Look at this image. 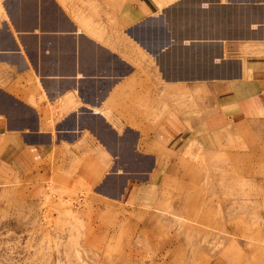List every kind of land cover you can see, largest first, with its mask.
<instances>
[{
    "label": "crops",
    "instance_id": "crops-1",
    "mask_svg": "<svg viewBox=\"0 0 264 264\" xmlns=\"http://www.w3.org/2000/svg\"><path fill=\"white\" fill-rule=\"evenodd\" d=\"M74 2L0 0V182L141 202L190 145L264 120V0H121L96 23Z\"/></svg>",
    "mask_w": 264,
    "mask_h": 264
},
{
    "label": "rangeland",
    "instance_id": "rangeland-1",
    "mask_svg": "<svg viewBox=\"0 0 264 264\" xmlns=\"http://www.w3.org/2000/svg\"><path fill=\"white\" fill-rule=\"evenodd\" d=\"M72 1L96 23L121 0ZM184 156L136 203L0 182V264H264V120Z\"/></svg>",
    "mask_w": 264,
    "mask_h": 264
},
{
    "label": "bare ground",
    "instance_id": "bare-ground-1",
    "mask_svg": "<svg viewBox=\"0 0 264 264\" xmlns=\"http://www.w3.org/2000/svg\"><path fill=\"white\" fill-rule=\"evenodd\" d=\"M70 6V5H69ZM82 66V65H81ZM63 70V69H62ZM263 159V158H262Z\"/></svg>",
    "mask_w": 264,
    "mask_h": 264
}]
</instances>
